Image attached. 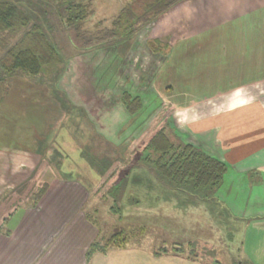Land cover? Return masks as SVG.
<instances>
[{"label":"crops","instance_id":"obj_1","mask_svg":"<svg viewBox=\"0 0 264 264\" xmlns=\"http://www.w3.org/2000/svg\"><path fill=\"white\" fill-rule=\"evenodd\" d=\"M182 19L180 18L177 23H182ZM173 34L176 33L168 32L164 38L162 34H156L148 39L149 41L157 38L161 42L156 50L148 48L151 56L159 55L161 59L152 69L151 63L146 62V66L141 68L143 75L136 78L139 85L133 84L131 77L122 79L121 75L113 76L110 83L108 75L100 76L102 80L97 92L103 88H106V92L104 91L102 98H99L101 109H94L95 114L98 112L102 116L100 124L95 125L96 135L110 142L113 136L106 131L103 124L114 122L111 115L119 113L129 115L128 120L135 122L137 127L143 122H149L146 128L141 129L142 132L137 133L136 130L131 135H135L134 147H138L159 121L171 139L199 147L208 155L222 160L226 170L211 192L202 193L194 189L187 191L169 185L140 160L136 161L139 149H135L138 152L135 153L132 163L126 165L123 170L122 166H119L117 176L111 183L108 179L107 186L110 188L112 186L113 192L118 191V194L119 186L123 185L125 179L134 177L132 182L134 191L139 190L140 186L144 187V196L148 198V202H151L149 198H157L161 188L164 197L161 195L160 201L149 204L148 211L153 213L152 222L156 221L153 218L158 214L162 218L164 237L171 238L174 244H187L191 248L203 242V246H207L206 244L211 243L213 228L219 229L221 235L217 237L216 242L224 246L226 243L230 244L229 246L235 244L236 250L243 257L242 264H264V42L260 41L262 35H258L257 44H253L251 54H247L246 50L241 53L226 52L223 56L226 58L224 65L218 60L216 53L208 51L202 55L200 52L199 58L207 56V61H201L204 69L196 70L197 76L194 78L196 82L197 79L199 81L200 72H203L206 79L204 84H196V89L213 91L191 96V92L186 91L184 81H179L177 72L166 63L176 53L170 41L178 40L179 36L174 39ZM132 40L115 41L114 45L128 43L130 47ZM128 46L126 48H129ZM121 49L124 54L126 49ZM118 51L117 49L115 52ZM86 53L82 52L81 56ZM91 55L88 54L85 61L79 59V64L87 65ZM126 56L127 54H124L119 57ZM147 56L151 58L148 53ZM211 57L213 60H210ZM132 61L135 60H130L131 65ZM165 65L166 71L163 70ZM218 66L222 69L226 67L227 70L224 72L228 74L219 77ZM147 71L149 76L145 78ZM185 80L188 81L189 77ZM178 83L182 90L175 92L177 88L174 86ZM52 86L56 90L57 82L54 81ZM122 87L123 90L127 88L138 98H141L142 90L158 91L157 108L152 109L148 104V108L144 109L140 103L137 110L128 111L121 101ZM70 94L69 89L64 90L62 94L65 100H68V105L79 109L90 121L89 118H92L94 113L89 111L87 104L92 96L82 94L79 99L82 102L79 103ZM47 101L43 98L24 99L7 96L0 83V105L4 106L2 110L5 113L2 121L10 122V126L2 122L0 130V214H5L4 220L3 216L0 217V264H91L92 260L101 262L111 255L110 252L126 248L127 242L122 247H111L105 252H94L87 256L89 245L102 233L100 226L89 217L85 209L86 203L94 193V185L90 187L87 185L88 182L78 180L70 173H64L63 176L54 175L43 181L47 183V188L37 202L34 201L32 190L36 186V172L49 167V163L44 162V154L47 152L44 148L48 147L42 145L40 139L36 144V136L40 138L41 133L46 135V129L49 128L51 121L55 122L56 119V116H53L55 109L51 108L50 101ZM142 110L144 111L139 115L143 116H137ZM26 126L36 129L35 133L24 135L22 131ZM67 131L66 128L62 136L66 146L71 143V135L67 134ZM52 142L55 143V140ZM112 144L114 148L120 149V143ZM81 151L79 149L80 153ZM121 159L122 157H116L113 161L117 160L119 165ZM112 165L107 166L106 171ZM106 171L97 174V182H102L104 177L112 175ZM109 191L111 189L108 188L107 192ZM114 197L117 200L118 196ZM144 227H140V232L144 231ZM172 228L180 229L183 235L175 234L176 237L173 239L169 233V229ZM177 232L179 233L178 230ZM163 246L162 244L161 247ZM172 249L176 250L175 254L178 255V248L173 246ZM190 252L194 254L192 249ZM98 255L103 258H95ZM184 255L189 259L196 258L190 253Z\"/></svg>","mask_w":264,"mask_h":264},{"label":"rangeland","instance_id":"obj_2","mask_svg":"<svg viewBox=\"0 0 264 264\" xmlns=\"http://www.w3.org/2000/svg\"><path fill=\"white\" fill-rule=\"evenodd\" d=\"M125 1L94 0V13L87 20L86 26L91 28L99 21H102V24L110 25L111 19ZM180 18L184 20L182 19V23L178 24L177 21ZM168 32L176 33L172 35L174 39L179 36L178 40L170 41V45L176 50V53L171 57L172 59L166 60L168 67L171 66L177 72L179 81H184L186 91H190L191 96L207 94L213 90L196 89V84H204L206 75L200 72V79L199 81L197 79V82L194 78L197 76L196 70L201 71L204 69L202 62L207 61V56L199 58L200 52H202V55L207 54L208 51L216 53L218 60L222 61V65L225 64L226 58L223 56L226 52L241 53L246 50L247 54H251L253 44H257L259 34L262 35L260 41L264 42V0H184L174 6L166 16L164 15L150 22L137 31L131 38L133 40L130 47L128 43L125 44L129 48H126L125 45H114V41H109V43L99 42L90 47H83L70 30L61 26L58 28L53 27L49 31V36L61 54L60 65L54 70L42 72L41 75L35 76L17 71L13 76L8 77L4 83L0 81L2 90L7 96L23 97L24 99L43 98L46 102L49 100L52 105L51 108L55 109V115L53 114V116H56L55 122L51 121L49 128L46 129V135L41 133L40 138L36 136V144L37 140L40 139L42 145L48 147V149L44 148L47 150L44 154V162H48L49 167L45 170H37L36 186L32 191H36L44 180L54 175L63 176L64 173H70L78 180L88 182L87 185L90 187L94 185V193L86 203L85 209L102 229L99 238L105 240L118 230H123L127 236L126 248L116 249L114 252H110L111 255H108L106 259L101 262L92 260L91 264H236V262L242 264L243 257L236 250L235 244L229 246L230 244L226 243L224 246L216 242L217 237L221 235L219 229L215 230L213 228L214 232H211L210 237L211 243L206 244L207 246H203V242L191 248L187 244H174L171 238L164 237L165 233H163L164 230H162L163 226L161 224L162 218L158 214L153 218L156 221L152 222L153 213L148 211L149 204L160 201L161 195L164 197V191L162 192L161 188L158 191L157 198H149L151 202H148V198L144 196V187H138L137 185L139 190L134 191L135 187L132 183L134 177L125 179L123 185L119 186L120 191L118 194V191L115 193L112 188L107 186L108 178L104 177L102 182L96 180L97 174L105 172L107 166L113 164L106 173L111 172L112 175L110 176L115 178L119 166H122L121 169L123 170L126 165L132 163L138 152L135 149H139L141 143L138 147H134L135 135H131L136 130L137 133L142 132L141 129L149 125V122L146 121L137 127L135 122L128 120L127 116L129 115L119 113L110 116L114 122L103 124L106 131L113 136L110 142L96 135L95 125L100 124L102 116L98 112L95 114L94 109H101L99 98H102L101 95L104 91L106 92V88L97 92L102 80L100 76L102 74L108 75L110 83L113 76L121 75L122 79L131 77L133 84L139 85L136 78L143 75L141 68L146 66V62L151 63L150 69H152V67L158 65V61L161 59L159 55L151 56L152 54L148 48L155 50L156 47L152 46L155 42L151 45L150 41L152 40L148 41V39L151 38V35L156 34H162L161 36L164 38ZM154 40L156 46L161 44L157 38ZM121 48L126 49L124 53L127 54L126 58L119 57L124 55ZM117 49L119 51L116 53ZM90 50L93 52H89ZM82 52L87 53L81 56ZM147 53L151 58L147 56ZM88 54L92 55L89 57L90 61L87 65L79 64V59L87 60L86 56ZM131 59L135 60L132 61V65L130 64ZM93 60L95 61L92 63ZM210 60H213V58L211 57ZM166 65L163 68L165 71L167 70ZM218 68L219 77L228 74L224 72V70H227L226 67L222 69L218 66ZM205 69L208 71L207 68ZM148 73L149 71L145 73V78L149 76ZM186 77H189L188 81L185 80ZM190 78H193V80ZM54 81L57 82L56 90L52 86ZM178 85L179 83L174 86L177 88L175 92L176 90H182ZM68 89L73 99L79 103L82 102L79 100L82 94L87 97L92 96L89 104H87L89 111L94 113L93 117L89 118L90 121L87 120L85 115L81 114L79 109L68 105V100L66 101L62 95L64 90L68 91ZM123 91L129 92L127 88ZM108 92L112 94L111 91ZM140 94L141 98L139 100L142 108H148V104L152 109L157 108L159 102L158 91L147 89L142 90ZM3 107L0 105V130L2 129V122L10 126V122L2 121L5 115L2 110ZM24 108H26V105ZM70 109L72 112H70ZM143 111L138 112L137 116ZM158 123L160 122L158 121ZM27 127L22 131L24 135L35 133L36 129ZM66 128L68 129L67 134L71 135V143L67 146L62 137ZM36 135L38 134L36 133ZM53 140H55V143L52 142ZM50 141L51 143H47ZM117 142L120 143V149L114 148L115 146L112 144ZM79 149L82 150V154ZM116 157H122L119 165L117 160L113 161ZM108 188L111 189L109 193L107 192ZM27 194L29 195V193ZM115 194L118 196L117 200L114 197ZM3 215L5 214H0V217ZM213 218L215 219V217ZM143 226H145L144 231L140 232V227ZM169 233L172 234L173 239L176 237L175 234L183 235L178 228L169 229ZM162 244L165 250L161 247ZM173 246L178 248V255L175 254L176 250L172 249ZM191 249L194 254H191ZM188 253L196 258H186L184 254ZM99 256L95 258H103Z\"/></svg>","mask_w":264,"mask_h":264},{"label":"trees","instance_id":"obj_3","mask_svg":"<svg viewBox=\"0 0 264 264\" xmlns=\"http://www.w3.org/2000/svg\"><path fill=\"white\" fill-rule=\"evenodd\" d=\"M93 1L0 0V81L4 83L17 71L35 76L60 65L61 54L49 36L53 27L70 30L83 47L99 42L127 41L142 27L166 15L184 0H126L110 25L99 21L88 28L86 22L94 13ZM150 44L159 48L155 40ZM121 101L130 112L140 106L138 96L127 91L122 92ZM139 147L136 161L140 160L169 185L187 191L211 192L226 170L222 160L199 147L171 139L160 123L149 131ZM113 177L106 178L111 183ZM46 188L45 182L38 186L33 192L34 201L37 202ZM126 242L125 232L118 230L105 240L97 238L92 241L86 254L90 256L111 247H122Z\"/></svg>","mask_w":264,"mask_h":264}]
</instances>
